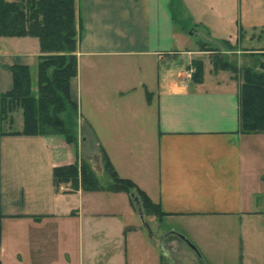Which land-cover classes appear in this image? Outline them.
<instances>
[{
    "label": "crops",
    "instance_id": "obj_1",
    "mask_svg": "<svg viewBox=\"0 0 264 264\" xmlns=\"http://www.w3.org/2000/svg\"><path fill=\"white\" fill-rule=\"evenodd\" d=\"M76 16L83 33L70 98L80 127H88L120 176L159 204L165 214L151 216L159 233L180 234L207 256L193 240L208 236L199 228L220 224L236 230L230 240H240L239 264H264V171L257 172L253 156L264 133L241 130V76L214 69L200 44V37L240 40V28L248 41L264 43V0H76ZM40 54L37 37L0 36V91L12 88L14 64L30 66L36 87ZM194 59L203 61L201 80L187 77ZM77 153L59 134L0 136L1 229L60 226L55 235L74 239L65 250L64 240L48 236L20 243L0 235V264H86L85 230L100 240L96 253L101 245L114 253L119 214H83V190L55 187L54 167ZM113 193L133 207L128 193ZM113 219L116 231L107 232Z\"/></svg>",
    "mask_w": 264,
    "mask_h": 264
},
{
    "label": "trees",
    "instance_id": "obj_2",
    "mask_svg": "<svg viewBox=\"0 0 264 264\" xmlns=\"http://www.w3.org/2000/svg\"><path fill=\"white\" fill-rule=\"evenodd\" d=\"M239 31L242 39L246 30L240 28ZM260 32L264 35L263 29ZM82 33V23L76 16V0H0V36L37 37L41 51L37 60L36 93L30 66L14 64L10 67L13 86L9 91H0V136L62 134L68 143H76L72 128L78 107L70 98V82L78 73L76 51ZM212 63L216 70H228L235 76L242 74L238 97L240 128L243 132L264 133V60L259 61L260 70L252 66L241 70L215 52ZM191 67L194 69L192 78L201 80L203 61L194 59ZM18 108L23 109V129L8 131L4 121L9 116L12 122L10 112ZM99 151L109 182H100L87 164L73 163L54 167L56 189L69 184V191H123L129 194L132 206L138 209L133 196L135 191L144 214L161 218L165 213L159 204L133 180L120 176L103 147ZM177 236L188 244L182 235ZM199 257L202 259L200 253Z\"/></svg>",
    "mask_w": 264,
    "mask_h": 264
},
{
    "label": "rangeland",
    "instance_id": "obj_3",
    "mask_svg": "<svg viewBox=\"0 0 264 264\" xmlns=\"http://www.w3.org/2000/svg\"><path fill=\"white\" fill-rule=\"evenodd\" d=\"M192 30L193 33L197 32L196 29ZM260 37L263 38V34H261ZM258 43L256 41H248V38H245V36L240 40L228 39L226 41H214L207 37H200L201 47H203L205 51H208L202 53L203 55L212 56L215 52H217L219 55L224 56L226 60L234 63L235 66L241 70L244 67L251 66L256 70L261 69L259 61L264 60V49L260 48L264 44L263 39ZM239 76L242 78L241 73H239ZM33 90L35 92L36 87H34ZM22 111V108H18L10 112L12 122L10 121L9 116L4 121L5 128L8 131H20L23 129L24 123ZM74 121L75 123H73L74 126L72 129L75 132L77 141L76 143L71 144H74L77 147L78 153L75 156V160L69 164L78 163L79 166H81V163L87 164L100 182H109L110 177L104 170L101 154L95 146L92 133H90L88 127L85 128L83 125L82 128L80 127L81 120L78 113L76 114ZM59 135L63 136L62 134ZM262 138V143L260 142V145L256 144L255 153L253 154L256 161L255 168L258 173L264 171V136ZM261 175L262 178L260 179H263L262 181H264V174L262 173ZM62 185L65 189L70 188L69 184ZM84 193L85 199H83V201L85 202V207L83 208V214H87L91 209L102 212H115L119 214L117 219L120 221L122 226V232L120 231L121 240H110L111 243L113 242V254H110L108 251L109 248H105L104 245L99 247L100 253H96L99 251L97 246L100 240H92L91 237H87V230H85L84 236L86 238H84V242L86 244V248L83 256L86 264H126L127 262L129 264H239L237 259L238 256L234 257V255L237 252H240V240H230L231 237H236L237 235L235 232L236 230L234 229H224L220 224H213L207 227L199 228V230L205 231L208 236H206L203 240L193 241L201 245L208 255H203L194 242H192V240L189 241L199 250L202 257L201 259L188 244L179 240V237L174 233H167L165 235L160 234L156 221L151 219L152 215L144 214L142 209L141 212L143 213V220L138 209H134L130 205L128 208V205L118 198L120 194L115 195L117 193L105 190L84 191ZM133 194L138 198L135 191ZM123 195L125 196V194ZM260 203L264 204V197L263 199H260ZM87 204L91 207L87 206ZM136 206H138V204H136ZM116 221V219L112 220V224L108 228L107 232H109L111 227L114 226L116 231ZM144 221L147 222L148 226L144 224ZM24 224V226H17L16 228L10 224L4 225L3 229L0 230V235L2 237L1 240H13L15 242L24 243V240H44V237L48 236V240H55V242L56 240H64L65 250H69L70 248L71 250L73 249V247L70 246L71 243H73V237L65 236L60 232L55 235V230H50L45 225L34 226L27 222H24ZM147 227L150 229L148 230ZM58 230H60V226L56 228L55 232H58ZM261 236L264 237V229H262ZM92 237H96L94 233ZM154 240L158 245H160L161 249L156 246V243V245L154 244ZM89 247L92 248L94 252H91ZM235 248L236 251L234 250ZM76 250L77 248L75 245V252L71 251V254L73 256L75 254V257ZM252 263L258 264L257 261H252Z\"/></svg>",
    "mask_w": 264,
    "mask_h": 264
},
{
    "label": "water",
    "instance_id": "obj_4",
    "mask_svg": "<svg viewBox=\"0 0 264 264\" xmlns=\"http://www.w3.org/2000/svg\"><path fill=\"white\" fill-rule=\"evenodd\" d=\"M133 196H134V194H133ZM135 202H136V204H138V210H139L140 216H141V218H143V220H144L143 213L141 212L142 207H141L140 202H139V200H138L137 197H135ZM144 224L148 226L147 222H145V221H144ZM147 228H148V227H147ZM149 229H150V228H148V230H149ZM151 236H152V235H151ZM182 237H183V240H187L184 236H182ZM187 243H188V245L190 246V248L193 249V250L196 252V254L199 255V251L197 250L196 246H194L189 240H187Z\"/></svg>",
    "mask_w": 264,
    "mask_h": 264
},
{
    "label": "built area",
    "instance_id": "obj_5",
    "mask_svg": "<svg viewBox=\"0 0 264 264\" xmlns=\"http://www.w3.org/2000/svg\"><path fill=\"white\" fill-rule=\"evenodd\" d=\"M193 71H194V69H193V68H190V69L188 70L187 77L190 78V77L192 76Z\"/></svg>",
    "mask_w": 264,
    "mask_h": 264
}]
</instances>
